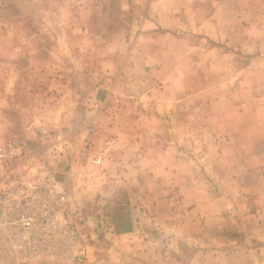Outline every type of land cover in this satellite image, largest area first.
<instances>
[{"label": "rangeland", "instance_id": "obj_1", "mask_svg": "<svg viewBox=\"0 0 264 264\" xmlns=\"http://www.w3.org/2000/svg\"><path fill=\"white\" fill-rule=\"evenodd\" d=\"M10 140L56 171L85 264H264V0H0Z\"/></svg>", "mask_w": 264, "mask_h": 264}, {"label": "built area", "instance_id": "obj_2", "mask_svg": "<svg viewBox=\"0 0 264 264\" xmlns=\"http://www.w3.org/2000/svg\"><path fill=\"white\" fill-rule=\"evenodd\" d=\"M53 143H67L60 133ZM79 162L100 165L86 147ZM89 240L54 168L20 141L0 143V264H85Z\"/></svg>", "mask_w": 264, "mask_h": 264}, {"label": "crops", "instance_id": "obj_3", "mask_svg": "<svg viewBox=\"0 0 264 264\" xmlns=\"http://www.w3.org/2000/svg\"><path fill=\"white\" fill-rule=\"evenodd\" d=\"M10 98L12 99L13 97L11 96ZM8 101H9V93H8V95H6V100H5V97H4V103L5 104H2L1 106H7L6 108H9L10 104L8 103ZM55 134H56V132H55ZM84 134H85V132L82 131L81 134H77L76 137H81L82 138L84 136ZM51 136L52 135H50L49 137H50L51 141L54 142ZM30 152H32V151H30Z\"/></svg>", "mask_w": 264, "mask_h": 264}]
</instances>
